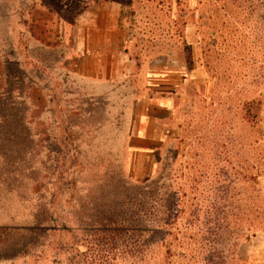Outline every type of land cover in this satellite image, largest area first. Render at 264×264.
Returning a JSON list of instances; mask_svg holds the SVG:
<instances>
[{
  "label": "rangeland",
  "instance_id": "374dc122",
  "mask_svg": "<svg viewBox=\"0 0 264 264\" xmlns=\"http://www.w3.org/2000/svg\"><path fill=\"white\" fill-rule=\"evenodd\" d=\"M118 2L133 49L160 45L194 72L155 154L127 146L129 99L100 104L37 76L77 57L85 10L57 2L74 16L63 24L55 10L0 9V264H180L189 252L264 264L253 251L264 233V0Z\"/></svg>",
  "mask_w": 264,
  "mask_h": 264
},
{
  "label": "crops",
  "instance_id": "0c3cea01",
  "mask_svg": "<svg viewBox=\"0 0 264 264\" xmlns=\"http://www.w3.org/2000/svg\"><path fill=\"white\" fill-rule=\"evenodd\" d=\"M118 1L0 0V9L13 10L14 14L18 10L21 12L36 7L55 10L63 24L74 16L66 17L65 12L59 11L57 2L65 5L75 3L74 8L78 11L85 10L79 17L75 38L79 42L77 57L72 60L62 53L58 64L37 68V76L42 78L45 74L59 79L63 92H68L76 85L78 91H83L84 97L85 89L93 90L89 92V96H93L95 102L100 104H112L116 99H129L135 104V108L128 118L130 127L127 146L138 153L155 154L160 148L161 151L166 149L170 128L175 120L176 95L189 85V73L194 72L187 68L184 58H175V54L165 50L161 53L160 45L149 51L133 49V35L125 32L123 23L119 25L116 10L121 2ZM95 8L102 10L101 16H92L90 11ZM105 9L109 11L105 13ZM18 16L21 19V13ZM31 23L44 25V22L37 20ZM193 69L195 72L199 71L198 64H193ZM262 98L255 133L264 143V97ZM255 241L253 251L260 259L264 258V233L261 240L257 238Z\"/></svg>",
  "mask_w": 264,
  "mask_h": 264
},
{
  "label": "trees",
  "instance_id": "16d2710c",
  "mask_svg": "<svg viewBox=\"0 0 264 264\" xmlns=\"http://www.w3.org/2000/svg\"><path fill=\"white\" fill-rule=\"evenodd\" d=\"M40 26V28L43 27V25H39V24H36V27L38 28ZM247 182V180H245ZM248 183V182H247ZM252 191L255 193V190H254V187H252ZM256 197V196H255ZM260 200V199H259ZM151 233H154L153 231H151ZM162 229H161V234H162ZM164 239V238H163ZM162 239V240H163ZM163 242H161V246H162ZM183 262L180 263V264H211L208 260L207 257H204L203 259H197L195 260L194 259V254L193 252H189V255H185L182 257ZM180 260V261H181ZM168 264H171V262H167ZM216 264H220L219 262L216 263Z\"/></svg>",
  "mask_w": 264,
  "mask_h": 264
}]
</instances>
